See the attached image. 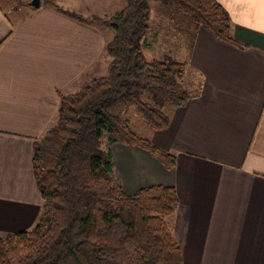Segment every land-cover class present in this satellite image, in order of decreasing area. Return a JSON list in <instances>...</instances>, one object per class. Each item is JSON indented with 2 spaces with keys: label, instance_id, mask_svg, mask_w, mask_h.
<instances>
[{
  "label": "crops",
  "instance_id": "obj_1",
  "mask_svg": "<svg viewBox=\"0 0 264 264\" xmlns=\"http://www.w3.org/2000/svg\"><path fill=\"white\" fill-rule=\"evenodd\" d=\"M216 1L240 46L190 24L181 53L191 98L173 110L168 129L148 137L176 156L175 167L165 170L147 152L114 144V174L128 196L152 185L176 190L167 222L182 264H264V0ZM80 4L87 13L40 2L9 15L0 4V238L38 220L33 144L56 124L59 94L106 74L112 35L92 19L116 16L126 1ZM156 37L149 29L144 46Z\"/></svg>",
  "mask_w": 264,
  "mask_h": 264
},
{
  "label": "trees",
  "instance_id": "obj_2",
  "mask_svg": "<svg viewBox=\"0 0 264 264\" xmlns=\"http://www.w3.org/2000/svg\"><path fill=\"white\" fill-rule=\"evenodd\" d=\"M149 1L181 11L219 42L240 46L216 0H126L116 16L93 18L114 31L106 74L74 94H59L56 124L33 144L38 220L0 238V264H182L167 222L177 208L176 190L152 185L128 196L114 174V144L137 147L168 171L176 164L173 153L130 129L120 116L125 109L134 107L151 131H163L170 124L165 104L182 108L191 98L183 63L147 61L142 53Z\"/></svg>",
  "mask_w": 264,
  "mask_h": 264
},
{
  "label": "rangeland",
  "instance_id": "obj_3",
  "mask_svg": "<svg viewBox=\"0 0 264 264\" xmlns=\"http://www.w3.org/2000/svg\"><path fill=\"white\" fill-rule=\"evenodd\" d=\"M31 0H1L0 4L2 8L9 14L12 15L11 9L17 7L18 14H24L27 12V9L31 7L28 6V2ZM126 1V0H125ZM42 5L47 3H53L55 6L59 4L61 7H66V5H74V9L78 11V8H81L84 13H87L85 8H82L80 0H40ZM57 3V4H56ZM149 17L148 25L151 32H156L157 37L155 42H152V46H144V39L141 42L142 53L145 56L147 61L152 60H162L164 58H171L176 61H179L184 64V72L187 74L188 64H186L184 55L181 53V50L185 48L187 41L189 40V29L190 24H195L193 20L172 7L162 5L155 1H149ZM92 22V21H91ZM96 25L98 23L94 22ZM186 24V29L182 30L181 25ZM107 30L109 34L114 36V31L109 27H101ZM111 38V39H112ZM185 41L184 45L180 46ZM107 63H109L110 58L106 54ZM106 71V70H105ZM105 74V72H103ZM103 74V75H104ZM101 74L97 75L99 77ZM188 83V79H186ZM90 83V82H89ZM88 83V84H89ZM147 101V100H146ZM173 108L170 104H165L162 108V111L167 115L171 116ZM121 119L128 124L130 129H132L139 136L149 139V134L152 132L151 129L145 124L143 117L137 112L134 107L127 108L121 113ZM169 220V219H168ZM167 220V221H168Z\"/></svg>",
  "mask_w": 264,
  "mask_h": 264
},
{
  "label": "water",
  "instance_id": "obj_4",
  "mask_svg": "<svg viewBox=\"0 0 264 264\" xmlns=\"http://www.w3.org/2000/svg\"><path fill=\"white\" fill-rule=\"evenodd\" d=\"M29 6L33 9H38L40 7V0H31Z\"/></svg>",
  "mask_w": 264,
  "mask_h": 264
}]
</instances>
